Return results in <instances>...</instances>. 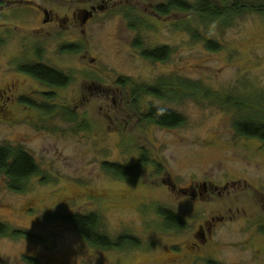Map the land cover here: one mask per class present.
Returning a JSON list of instances; mask_svg holds the SVG:
<instances>
[{
	"label": "rangeland",
	"instance_id": "rangeland-1",
	"mask_svg": "<svg viewBox=\"0 0 264 264\" xmlns=\"http://www.w3.org/2000/svg\"><path fill=\"white\" fill-rule=\"evenodd\" d=\"M164 2L0 3V146L24 147L42 172L21 192L0 177V221L25 232L0 236V264H264V142L236 133L241 115L225 101L239 96L264 115V14L249 11L228 21L195 12L154 14ZM22 3L42 5L56 18L45 22ZM95 3L106 8L82 23L80 14ZM139 38L150 49L169 46L170 56L145 59L135 46ZM211 39L218 49L208 48ZM71 43L82 50L61 49ZM42 58L72 83L51 89L19 72L20 61ZM124 78L127 84L120 83ZM185 80L197 87H181L170 100L133 94L142 85ZM150 102L181 114L184 125L167 129L146 121ZM143 155L148 163L137 177L103 167L136 166ZM202 181L228 183L229 192L201 199L169 185ZM159 207L184 218L185 228L167 230ZM72 213H95L103 232L114 239L127 234L141 245L92 247L57 220ZM221 215L225 221L201 241L204 221Z\"/></svg>",
	"mask_w": 264,
	"mask_h": 264
},
{
	"label": "trees",
	"instance_id": "trees-1",
	"mask_svg": "<svg viewBox=\"0 0 264 264\" xmlns=\"http://www.w3.org/2000/svg\"><path fill=\"white\" fill-rule=\"evenodd\" d=\"M3 2L0 0V3ZM156 11L161 15H169L173 11L183 13H198L202 17L209 20L228 21L233 15L244 12H258L264 14V1L253 3L245 0H232L227 3L224 0H166L163 4L156 7ZM208 48L212 50L218 49V43L214 40H207ZM135 46L140 48V54L145 59L152 61H164L171 54L169 46H162L154 49L145 47L141 39H137ZM66 50L78 51V46H67ZM20 71L27 75L35 77L42 84L55 88H65L70 84V77L63 72L53 69L47 65L28 64L20 67ZM121 84H127L128 79H121ZM185 84L178 86L170 85V83L160 82L152 85H142L133 91L134 96L138 99L140 96L150 95L156 99L170 100L171 95H178L181 87L193 90L195 82L185 80ZM230 110L238 111L241 118L234 123L235 131L240 136L247 138H256L264 142V115L254 109L255 104H247L237 99L234 95L226 97ZM28 102V101H27ZM222 103V101H221ZM143 117L146 121L156 124L160 127L173 129L184 125V117L176 111L169 108H162L155 103L150 102L149 107L144 111ZM148 163V157L143 155L142 159L136 166H125L122 164L104 162L103 167L108 172L118 177L133 178L137 177L140 171L145 168ZM41 167L35 157L22 146L2 145L0 146V177H5L9 187L12 190L21 192L26 189L27 182L36 176L41 175ZM158 213L164 220V226L167 230L174 228H185L186 222L177 213L169 208L159 207ZM58 221L71 224L76 228L81 238L90 246L100 249L123 248L124 246H140V240L127 234L117 238H112L102 231L101 222L95 213L88 215L82 213L62 214L57 217ZM25 235V232L12 229L6 223L0 221V236L18 237Z\"/></svg>",
	"mask_w": 264,
	"mask_h": 264
},
{
	"label": "flooded vegetation",
	"instance_id": "flooded-vegetation-1",
	"mask_svg": "<svg viewBox=\"0 0 264 264\" xmlns=\"http://www.w3.org/2000/svg\"><path fill=\"white\" fill-rule=\"evenodd\" d=\"M3 1V0H2ZM18 1H30V0H18ZM22 4H27L26 6H28V8L30 7H32V8H34V9H37V10H39L40 11V13L43 15V18H42V20H44L45 22H52V21H54V19L56 18L55 16H53V14H51V15H49L50 13H48L47 12V8L46 7H44V6H42V5H35V4H31V3H22ZM96 4V3H95ZM96 8H98V9H105L106 7H105V5L104 4H96V5H93L92 6V10L91 11H86L85 13L83 12L82 13V15L80 14V19H81V21H82V23H87L88 21H89V19L92 17V16H94L95 15V12L97 11V9ZM50 11H52L53 13H54V11L53 10H50ZM124 11L126 12V14H127V16L129 17V16H132L133 14H134V12H135V8H129V7H126L125 9H124ZM152 12L154 13V14H158L159 15V13L156 11V7H154V9L152 10ZM45 15H47V17L45 18ZM77 16V15H76ZM133 16H135V15H133ZM69 18V17H68ZM56 20H58V21H60V18L58 17V15H57V19ZM66 20H68V19H66ZM134 20H136V17H135V19ZM133 22V21H132ZM71 45H73V46H78V51H75V52H71V51H68V50H66L65 49V47H67V46H71ZM61 49H64L65 50V52H68V53H78L79 51H81L82 50V46H80V45H78V44H75V43H71V44H69V45H65L64 47H62ZM32 55H29V57H31ZM26 58V57H25ZM27 59L29 60V58L27 57ZM22 61H20V63H19V66H18V70H19V72L20 73H22V74H24V75H27L26 73H23V72H21L20 71V67H22V66H26V65H28V64H39V63H41V64H43V65H47V66H49V67H51V68H53V69H56V70H58V71H61V70H59V69H57V68H55V67H53L52 65H50L49 63H47V62H45V60L42 58V60L41 59H39V61L38 60H36L35 62H32V61H30V62H27V61H24V63H21ZM61 72H63V71H61ZM65 75H67V76H69L70 77V84L72 83V81H73V78L70 76V75H68L67 73H65V72H63ZM27 76H29V77H32V78H34V79H36L35 77H33V76H30V75H27ZM37 80V79H36ZM69 84V85H70ZM68 85V86H69ZM67 86V87H68ZM66 88V87H65ZM55 89H59V88H55ZM234 183L236 184V182L234 181ZM170 185V187H171V189H172V191H174V192H177L178 194H184V195H189V196H191V197H199V198H201V199H210L211 198V195H212V193H215V194H218V195H221L222 193H228L229 192V189H230V184H226V185H224V186H218V185H215L214 183H213V181H202V182H198V183H192L189 187H185V188H179V189H177V187H176V185L175 184H173V183H170L169 184ZM225 219H226V215H221V216H212V217H210V218H208V219H206L205 221H204V223L201 225V227H200V229H201V231L198 233V235H199V238L201 239V241H203V242H206V240H207V231H208V233L209 234H211L212 233V231H213V229L220 223V222H223V221H225Z\"/></svg>",
	"mask_w": 264,
	"mask_h": 264
}]
</instances>
